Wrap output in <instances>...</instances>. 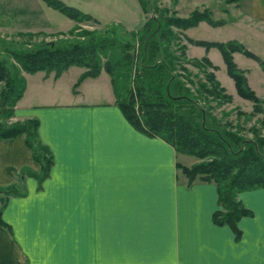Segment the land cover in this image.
I'll return each instance as SVG.
<instances>
[{"label":"crops","instance_id":"0c3cea01","mask_svg":"<svg viewBox=\"0 0 264 264\" xmlns=\"http://www.w3.org/2000/svg\"><path fill=\"white\" fill-rule=\"evenodd\" d=\"M242 2L250 6L235 19L251 17L264 30V0ZM233 18L217 26L201 20L184 35L204 39L188 31L226 27L227 38L244 45L243 35L252 38L253 31L263 40L251 24L240 33ZM196 47L215 56L212 47ZM83 70L22 71L25 87L8 121L35 117L52 164L39 189L26 175L25 194L9 196L2 207L9 230L0 224V264H264V187L237 193L250 214L238 218L235 237L211 219L219 207L215 184L180 180L175 163L193 160L127 121L105 70L74 86ZM24 167L36 170L38 163L23 135L0 138V186L16 181Z\"/></svg>","mask_w":264,"mask_h":264},{"label":"trees","instance_id":"16d2710c","mask_svg":"<svg viewBox=\"0 0 264 264\" xmlns=\"http://www.w3.org/2000/svg\"><path fill=\"white\" fill-rule=\"evenodd\" d=\"M43 1L76 22L92 19L90 13L62 0ZM158 14L149 16L143 26L131 31L128 37L115 34L114 26L101 32L82 29L80 39L11 47L7 51L13 61L9 63L0 57V138L22 134L33 161L38 163L36 170L24 167L16 181L0 186V213L9 196L25 194L24 176L36 178L39 189L52 164L49 147L38 137V120L35 117L8 121L25 87L22 71L44 70L58 75L67 66L78 65L84 70L74 86L83 77L95 76L101 69L105 70L109 75L114 102L133 127L146 135L163 139L177 152L199 158L190 165L176 162L175 166L183 173L187 184L195 179L215 184L220 208L212 211L211 219L216 224H227L235 237L239 235L237 220L250 214V210L237 198V193L264 187V139L244 138L219 126L176 71L177 68L185 69L179 63L184 57L185 45H178L176 54L169 48L170 41L176 37L172 26L184 29L200 20L210 24L222 23V20L212 19L208 11L193 10L185 17ZM186 39L206 48L215 46L237 93L252 101V112L261 109L264 99H259L249 88L231 53L243 52L256 60L262 70L263 58L235 39L218 41L188 36ZM202 60L211 65L207 58ZM205 79L208 84L198 82L204 96L221 101L230 99L212 72H208ZM0 224L9 230L1 217Z\"/></svg>","mask_w":264,"mask_h":264},{"label":"rangeland","instance_id":"374dc122","mask_svg":"<svg viewBox=\"0 0 264 264\" xmlns=\"http://www.w3.org/2000/svg\"><path fill=\"white\" fill-rule=\"evenodd\" d=\"M66 4L78 7L79 9L92 14V19L76 22L68 18L58 10L48 6L43 0H0V57L6 63L13 61L8 53L9 48H19L45 41H58L68 39H80L81 30L101 32L104 29L114 26V33L121 37H128L131 31H136L143 26L144 21L151 15H176L185 17L193 10L208 11L212 19H221L222 23L210 24L217 26L224 24L225 19L234 16L240 33H245L247 24H251L253 30L258 32L259 23L251 17L235 19L242 8H247L250 3L243 4V0H62ZM264 3V2H263ZM137 6V9L135 8ZM138 13V14H136ZM96 17H94V16ZM141 19L136 28L130 26L135 19ZM254 20V21H253ZM121 21V22H119ZM201 21V20H200ZM204 21V20H203ZM243 21V22H242ZM199 22V21H198ZM198 22L195 24L197 25ZM206 22V21H205ZM245 22V23H244ZM247 22V23H246ZM192 25V26H195ZM191 27V26H189ZM188 28V27H186ZM172 26L175 32V38L170 41V49L178 53V45L181 43L187 48L184 50V57L179 61L185 68H177V72L182 75L185 85L194 95L198 103L214 117L215 122L226 130L236 132L244 138L259 137L264 139V103L261 109L252 112V101L239 95L235 89L233 79L227 74L225 64L219 50L215 46L204 47L205 50L213 48L215 56L210 54V59L204 54L201 55L197 47L187 41L184 30ZM260 29V33L264 32ZM188 35L204 39H218L225 41L227 35L232 34L226 27L209 28L208 30H199L192 28ZM259 34V33H258ZM257 33H252V38L243 35L247 40L244 45L240 39L236 41L242 43L246 49L255 52L264 59V38L259 40ZM261 52V55L257 51ZM236 53L233 57L232 53ZM232 59L235 65L242 70L246 83L259 99H264V70H262L253 58L244 55L241 51H232ZM263 56V57H262ZM202 58H207L211 65L206 64ZM212 72L215 80L224 88L225 93L230 95L229 100L221 101L218 98L204 96L200 91L198 82L208 84L205 75ZM173 148V147H172ZM264 148V145H263ZM175 151V150H174ZM177 152V151H175ZM180 153V152H177ZM185 159L193 160L190 164L199 160V158L183 153ZM189 164V165H190ZM179 179L186 182V178L178 168ZM184 176V177H183ZM25 188V187H24ZM220 208V206L218 207Z\"/></svg>","mask_w":264,"mask_h":264}]
</instances>
